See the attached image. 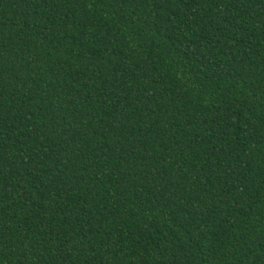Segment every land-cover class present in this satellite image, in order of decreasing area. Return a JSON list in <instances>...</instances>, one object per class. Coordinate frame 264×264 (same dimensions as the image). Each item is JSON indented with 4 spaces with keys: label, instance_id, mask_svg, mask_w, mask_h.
I'll return each instance as SVG.
<instances>
[{
    "label": "trees",
    "instance_id": "obj_1",
    "mask_svg": "<svg viewBox=\"0 0 264 264\" xmlns=\"http://www.w3.org/2000/svg\"><path fill=\"white\" fill-rule=\"evenodd\" d=\"M0 264H264V0H0Z\"/></svg>",
    "mask_w": 264,
    "mask_h": 264
}]
</instances>
